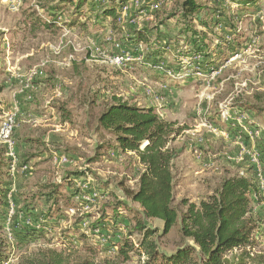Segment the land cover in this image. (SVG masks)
<instances>
[{"label":"rangeland","instance_id":"rangeland-1","mask_svg":"<svg viewBox=\"0 0 264 264\" xmlns=\"http://www.w3.org/2000/svg\"><path fill=\"white\" fill-rule=\"evenodd\" d=\"M158 1L162 5L159 6L156 15L160 16L162 21L166 13L173 7V3L169 2L165 6L163 0ZM38 4L39 0H22L19 10L11 12L3 0H0V119L4 114L10 112V105L13 107L20 105L16 102L15 96L25 94L28 84L33 82L37 85L43 82L45 86L42 89L45 92L38 93L36 100L42 104V99L48 100V103L45 104L47 107L45 110L48 112L45 117H42L43 122L47 123L46 130L40 131L35 126L34 130H30V132L26 130L27 133H25L24 129L20 133L21 138L19 139L25 141L34 136L39 139L43 136L48 138L49 146H54L56 145L54 139L57 132H49L60 126L63 130L61 149L64 152L76 150L79 154L76 166L67 170H56L48 156L39 160L29 159L28 163L32 165L31 173L22 174L19 172L13 185V178L7 171L8 164L4 150L0 146V158L5 160L7 172V177L2 178L3 183H0V189L6 191L10 206L15 214L19 215L15 227L17 231L23 233L34 231L29 236L31 239L27 244L19 245L15 239L9 241L5 227L9 219L10 207L6 216L0 215V217L5 216L3 232L8 245V264H18L21 257L39 249L74 251L78 257H87L98 262L113 255L111 242L119 237V233L122 234L126 231V223L119 219L115 225L106 222L95 229L90 226L89 231L92 234H90L89 240L81 239L82 232L77 227L79 219L77 217L68 218L65 214L67 208L76 200L68 197L70 196L71 183L69 186L63 185L64 176L68 171H81L82 173L87 171L96 179L98 186L100 185L101 188L111 193L112 202L115 199L126 201L120 184L123 185V188H133L134 180L137 177V167L131 155L119 154L120 158L117 160L110 156V153L113 152L110 148L115 144L114 139L111 134L97 129V119L111 96L119 97L139 83L151 86L158 93L157 83L161 81V78L144 66L123 70L104 63L113 53L112 44H122L128 39L132 30L127 24L121 22L125 29L119 32L117 28L110 27L109 19L96 22L94 18H86L85 29L76 27L66 32L69 28L66 26V18L63 17L56 23L62 24L66 31L64 29L47 30L40 27L33 30L29 15L36 13L38 16L44 17L43 10ZM130 4L129 7L132 6ZM211 7L212 5L208 11L213 13L202 11L201 16H198L199 19L195 20L190 27L197 30V24L200 25V29H202V23L207 25V31L204 32L206 33L205 46L209 50L216 51L218 48L213 42L215 39L218 40L222 51L219 56V64L232 50L240 51L246 43H254L260 52L255 53L256 56L259 57L260 54L261 57H264V0L259 1L256 11L253 10L244 15L236 11L232 4L226 5L224 2L221 5L218 4L213 10H210ZM216 11H221L222 14L218 15ZM217 15L219 16L218 20ZM63 19L66 22H63ZM177 19L173 18L162 23H158L157 20H145L141 23L142 27L151 31V40H154L155 36L158 40L163 37L167 39L171 48H174L173 54L167 52L165 55H161V58L168 64H172L171 61L176 55L184 54L181 50L180 53H176V50L183 47L185 39H187L184 38L186 36L181 31L182 24ZM212 19L219 22L216 29L211 28ZM47 43L51 47L40 49L42 44ZM228 44L230 45L228 46ZM94 45L99 46L98 52L92 48ZM149 55L154 56L151 53ZM69 57H72L71 62L68 61ZM256 65H258L257 58L252 57L245 64L239 66L235 64V66L226 68L223 78L226 75L234 74L238 69L243 70L242 78L249 77L251 84L248 89L252 91L238 97L237 103L244 109L255 110V119L259 121L258 117L264 116V92L262 90L263 81L261 77H258V74L260 71L263 72L264 68L256 67ZM249 70L251 72H248ZM33 72L36 74L31 77ZM240 81L241 79L228 80L220 94H216L211 102L207 103L208 106L210 105L207 113L213 115L214 104L225 99V96L233 89V83ZM172 86L179 87V84ZM58 91H60L59 95ZM213 92L215 91L211 89L205 90L201 81L192 82L182 89H176L161 104L153 105L156 114L161 119L176 122L177 126L182 128L172 144L177 151V157L172 167L175 204H178L182 199L198 204L199 201L213 194L222 177L236 174L235 168L221 159V153L225 150L232 151V145L225 148L220 141L205 142L202 145V157H211L214 165L203 169L195 154L196 144L191 141L185 142L184 132L189 129L194 130L198 124L193 110L197 105L198 96L202 93L210 96ZM41 93L43 94L40 95ZM104 97L106 98L103 99ZM132 97L133 101L131 102L137 106L150 107L144 95L139 94V96ZM251 107H254L252 108L254 110ZM58 113L60 120L59 118L54 120V116ZM35 130L37 131L35 132ZM189 145L193 148L190 149ZM51 185H60L63 188L62 196L58 199L57 208L54 210L48 208L49 202L37 199L39 193L46 191L44 187ZM102 203L101 200L97 201L90 206L89 212L85 214L90 218L91 224L99 218L98 209ZM129 204L131 205V203ZM25 206L31 207L32 215L27 217L23 215L21 210ZM2 210L6 211L5 208ZM257 210H262L261 223L264 229V205L258 207ZM179 211L182 213L185 208L179 206ZM13 216L10 217L9 228L13 225ZM145 223L149 228L157 229L160 236L162 228L160 221L146 220ZM133 236L134 242L139 239L137 234ZM258 241L257 253L264 255V234L258 238ZM184 242L191 244L190 241L182 240L179 228L176 226L169 234L159 237L158 248L162 252L170 253L176 246ZM88 247H90V254L86 253ZM233 258L240 259L239 253H232L229 259ZM244 262L253 264L249 260Z\"/></svg>","mask_w":264,"mask_h":264},{"label":"trees","instance_id":"trees-1","mask_svg":"<svg viewBox=\"0 0 264 264\" xmlns=\"http://www.w3.org/2000/svg\"><path fill=\"white\" fill-rule=\"evenodd\" d=\"M131 1L39 0L38 5L42 8L44 17L34 13L29 15V20L33 30L39 27L49 30L57 27L56 22L63 17L66 18V26L69 29H85L86 18H94L96 22L109 19L110 27L117 28L120 32L123 29L117 22L119 11ZM225 1L244 15L255 10L260 0ZM169 2L173 3V7L162 21L161 17L155 14L156 20L162 23L178 18V22L182 24L181 31L189 36L194 45L197 41H202L204 35L192 29V23L202 11L209 12L210 5V10L215 9L218 4L221 5V2L216 0H163L165 6ZM216 13L222 14L221 11ZM214 23L219 24L217 20H214ZM202 25L206 26L205 23ZM147 33L148 36L138 33L137 40L148 43L152 33L150 30ZM157 40L155 36L153 43L160 45L164 39L160 37ZM157 51L158 49L154 50L152 54L156 55ZM97 129L111 134L115 144L110 149L117 155H131L137 167L134 187L123 188L120 184L126 201L113 198L112 202L111 193L98 186L102 191L100 200L103 203L98 209L99 218L91 224V228L100 227L106 222L115 225L122 219L126 223V231L119 233V237L111 242L116 250L111 257L95 262L87 257L76 256L74 251L39 249L21 257L18 264H246L244 261L248 260L253 264H264V255L257 253L258 238L264 234L261 223L262 210H257L261 206V197L252 204L251 196L258 191L251 176L239 177L232 174L222 177L213 194L198 204L186 199L175 204L172 167L177 151L172 144L182 130L176 122L161 119L154 107H139L130 101L111 96L97 119ZM33 142L37 146L44 144L40 140ZM258 147L264 166V144ZM23 159L22 164H27L31 173L32 165H29V159L21 158ZM113 159L117 160L114 157ZM82 174L81 171H68L64 176L63 185L69 186L72 179ZM3 177H7L6 163L0 158V183H3ZM62 189L60 185L44 187L46 191L39 193L37 199L49 202L48 208L54 210L62 196ZM68 197L72 199L71 192ZM179 206L184 207L185 211L180 213ZM9 207L6 191L0 189V215H7ZM3 208L6 211L2 210ZM30 208L25 206L21 210L24 216L33 214ZM17 214L14 212L10 232L19 245H24L30 242L29 236L34 231H17ZM5 216L0 217V264H5L9 258L7 239L3 232ZM146 220L161 222L160 236L169 234L178 226L182 240L190 241L191 244L181 243L170 253L160 251L159 231L149 228ZM134 234L139 236L135 242ZM80 238L87 241L90 236L81 233ZM234 252L239 253L240 259H229ZM86 253L90 254V247Z\"/></svg>","mask_w":264,"mask_h":264},{"label":"built area","instance_id":"built-area-1","mask_svg":"<svg viewBox=\"0 0 264 264\" xmlns=\"http://www.w3.org/2000/svg\"><path fill=\"white\" fill-rule=\"evenodd\" d=\"M219 1L223 3L225 0H216V2ZM3 2L11 12H17L22 6V0H3ZM130 3L119 11L117 22L123 30L125 28L123 27L124 25H121V22L127 24L132 32L128 35L126 42L112 44L111 49L113 53H111L104 63L123 70L135 66H144L157 74L161 78V81L157 83L158 93L151 86L139 83L137 86H133L127 93L119 95V98L122 101L131 102L133 101L132 96H139L141 94L144 95L146 101L150 104L148 106L154 107V104H161V102L167 100L176 89H182L192 82L201 81L205 90H214L215 92L210 96L203 93L198 96L197 105L193 109L198 124L194 130L189 129L184 132L185 142L191 141L196 144L197 149L195 150V154L203 169H208L214 165L211 157H202V145L205 142L215 143L220 141L224 144L225 148L232 145V151L225 150L221 153L222 161L235 168L237 176H251L253 178L258 192L251 196V202L254 205L258 198L261 197L260 204L264 205V166L261 162V152L258 147L264 144V120H262L264 116L258 117L259 121H257L254 111L244 109L237 103L238 97L252 91L248 89L249 84H251L249 77L242 78V69H238L234 74L226 75L223 78L226 68H230L232 65L235 66V64L236 66L245 64L252 57L257 58L258 65L256 67L262 66L263 69L264 57H261L260 54L257 57L255 54L259 52L258 47L254 43H246L240 51L232 50L226 59H223L222 63L219 64V56L222 51L221 44L217 39L214 38L213 44L218 49L212 51L205 46V39L197 41V44L194 45L191 43L189 36L185 35L186 37L183 36L187 38L185 39V44L176 50V53H180L181 50L184 54L176 55L174 60L171 61L172 64H168L161 58L162 54L165 55L167 52L173 54L174 52V48H171L167 39L163 38L164 40L159 43L160 45H157L153 43L154 41L151 38L148 43L138 41V38H136L138 33L148 36L147 32L149 31L146 30V27L143 26V28L141 23L145 20H156L155 14L159 10L161 2L158 0H132ZM224 3L227 5V1ZM129 4L132 6L129 7ZM209 13L213 12L209 11ZM218 18L219 16L217 20ZM197 25L198 29L196 31L203 34L205 38L206 33L204 32L207 31V25H201L202 29L199 28V24ZM217 27L218 24L214 23V19H212L211 28L216 29ZM66 32H69V29ZM92 48L95 52L100 50L99 46L94 45ZM157 49L156 55H149L150 53L152 54L153 50ZM71 60L72 57H69L68 61L71 62ZM248 72H251V70ZM35 74L33 72L31 77L35 76ZM258 77H261L263 81L262 90L264 92V71H260ZM235 79H241V81L232 82L233 89H231V92L225 96V99L214 104L212 109L214 111L213 115L207 113L210 109V105L208 106L207 103L211 102L216 94H220L228 80ZM171 84H179V87L172 86ZM59 94L60 91H58ZM17 117L18 112L11 110L0 119V146L4 150L8 164L7 171L13 178V185L19 172L29 174L30 171L27 164H22L16 152V142L13 135L18 127ZM189 148L192 149L193 147L189 145ZM110 156L117 159L120 158L114 152H111ZM50 160L56 170L75 167L78 161L71 155L61 151L52 152ZM69 190L72 194V199L76 200V202L67 208L65 214L68 218L77 217L79 219L77 222L78 229L85 235L90 236L92 234L89 231L91 221L85 214L89 212L90 206L101 199L102 191L98 188L96 180L87 171L71 180ZM11 215H14L12 206H10L9 219L5 227L9 241L13 239L9 228ZM111 249L115 251L116 247L112 246ZM8 261L5 264H8Z\"/></svg>","mask_w":264,"mask_h":264},{"label":"crops","instance_id":"crops-1","mask_svg":"<svg viewBox=\"0 0 264 264\" xmlns=\"http://www.w3.org/2000/svg\"><path fill=\"white\" fill-rule=\"evenodd\" d=\"M235 8V7H234ZM63 22L64 21L63 19ZM58 24V23H56ZM42 29H44L43 27H40ZM58 28V29H57ZM65 27L62 26V24H58L57 27L52 28L54 31L57 30H61L64 29ZM71 30V29H69ZM45 47V49H47L48 47H51V45L47 44H42L40 46V49ZM63 48V46H61ZM26 62H28V60H26ZM60 64V63H57ZM45 75V74H44ZM43 75V76H44ZM38 80V79H37ZM36 82V81H35ZM45 83V82H44ZM54 83V81L52 82V84ZM45 85L42 83L40 84H34L33 82L28 84L26 86V93L25 94H17L16 97V102L18 104H20L19 106L13 107L12 105L9 106L10 111L11 110H16L18 112V117H17V121H18V127L14 133V139L16 142V152L18 154V156L21 158H27V159H31V160H39L42 159L44 157L50 158V155L52 152L54 151H61L63 152L64 150H62L61 148V143H62V135H63V130L62 128L57 127L56 129H54L52 132L49 133H53V132H57V136H55V144L54 146H49L48 143V138L41 136L39 139V137H31V138H27L25 141H21L19 138H21L20 133L25 129V133L30 132V130H34V127L36 126L40 131H45V127L47 126L46 122H43L42 117H45V114L48 112V110H45L47 107L45 104L48 103V100L46 99H42V103H40V101H37V94L40 93L41 91H43V87ZM45 92V90L43 91V93ZM43 93H41L40 95H42ZM144 102V101H143ZM8 109V110H9ZM44 110V111H43ZM59 118L60 120V114H56V116H54V120ZM62 120V118H61ZM48 126L50 127V123L48 124ZM53 126V125H52ZM27 130V132H26ZM37 130H35L36 132ZM33 140H40L42 143H44L41 146H37L36 143L33 142ZM57 148H56V147ZM46 148V149H45ZM66 154L71 155L72 157H74L75 159H78V154L79 152L76 150H69L66 152ZM24 160V159H23ZM134 182L136 183V179L134 180Z\"/></svg>","mask_w":264,"mask_h":264}]
</instances>
